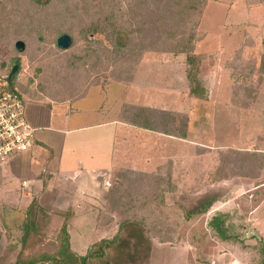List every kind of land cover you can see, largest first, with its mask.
<instances>
[{
  "label": "rangeland",
  "instance_id": "obj_1",
  "mask_svg": "<svg viewBox=\"0 0 264 264\" xmlns=\"http://www.w3.org/2000/svg\"><path fill=\"white\" fill-rule=\"evenodd\" d=\"M252 1L0 0V77L19 60L21 80L51 87L52 98L101 94L123 121L151 115L157 129L186 134L121 131V144L131 142L121 146L99 228L77 224L75 250L124 223L112 263L262 264L264 27ZM62 34L73 40L67 50L56 46ZM212 199L206 214L186 217ZM216 215L230 240L208 226ZM37 223L25 260L53 254L61 239L63 214L40 213ZM13 251L0 264H15Z\"/></svg>",
  "mask_w": 264,
  "mask_h": 264
},
{
  "label": "crops",
  "instance_id": "obj_2",
  "mask_svg": "<svg viewBox=\"0 0 264 264\" xmlns=\"http://www.w3.org/2000/svg\"><path fill=\"white\" fill-rule=\"evenodd\" d=\"M251 6L260 16L258 24L264 27V0H253ZM21 79L17 74L13 87L24 101L28 123L35 129L34 145L28 153L0 162V260L13 250L18 253L20 229L31 205L34 211L41 209L48 215L73 213L72 221L67 222L70 248L83 255L87 245L75 250L71 230L89 222L96 227V234L110 181L125 160L121 159V146L131 142L127 138L121 144V131L131 137L149 130L121 120L111 105L113 100L101 94L89 102L87 94L52 98L51 87ZM94 239L93 243L103 238Z\"/></svg>",
  "mask_w": 264,
  "mask_h": 264
},
{
  "label": "trees",
  "instance_id": "obj_3",
  "mask_svg": "<svg viewBox=\"0 0 264 264\" xmlns=\"http://www.w3.org/2000/svg\"><path fill=\"white\" fill-rule=\"evenodd\" d=\"M33 1L35 3H37L38 5H42L43 3H45V2H42V0H33ZM193 39H194V36H193V38L192 37L189 38L187 41L193 42ZM117 42L121 43L120 37L117 38ZM72 43H73V40H72ZM14 47H15V45H14ZM179 51L181 54H188L187 50H181L180 49ZM172 52L174 53L175 51L173 50ZM188 55L189 56H187V60L189 63L187 65L191 64L190 63V61H191L190 57L191 56H190V54H188ZM15 64L17 65L18 68H17L16 73L13 75V77L10 80V85L12 87L14 86L15 79L17 77V74L19 73V69H20L19 60H16ZM186 78H187L188 83H189L190 93L194 94L196 90L192 86V78H191L190 74H187ZM141 111H143L142 113L144 114L145 109H141ZM142 119L145 122H142ZM124 120H126V122L129 123L130 125H133V126L138 127V128L146 129L149 131H155V132H158V130H159V129H157V127H155V126H158V124H157L158 121L155 120L153 118V116H151V115L147 116L145 114L142 115V114L138 113V114H135L130 121L127 119H124ZM159 131L162 134L169 135V136H175L177 138H183L184 139L186 136L185 133H181L179 135H174V134H171V132L169 130H165V129H163V130L160 129ZM215 202L216 201L212 199V200H209V201L201 204L199 209H195L190 214H188L186 217L190 218V215L194 216V215L206 214ZM40 213H44V212L41 209L40 210L37 209L34 211V208L32 207V205L28 208V210L26 212L27 218H26L25 222L23 223V225L21 226V229H20V232H21V237H20V241H19L20 246L19 247L17 246L19 251H18V255L16 257L15 264H95V263H97V264H117L115 262L112 263L111 260H109L110 258L107 257V253L117 243L119 231L123 227L124 223H120L117 226L118 230H117L116 234L114 236H112V238L100 239V240L92 243L91 246H89L88 249L86 250L85 254L78 255V254L74 253L70 248L69 234H68V230H67V220H68L67 212L66 213H58V214H63V223H62V226H61V229L59 232V234L61 235V239L59 240V242L57 244L58 245L57 250L53 254L44 253L39 257L30 258V260H25L26 258L23 256V250L25 249V247L27 245L30 244V241H29L30 239L32 240L33 237L38 236L37 219H38V216ZM208 226L219 236V238L222 241H228L231 239V237L227 236V234H226L225 220L222 218L221 215L214 216L211 219V221L208 223ZM144 239L146 241V238L143 237V240ZM260 253L262 256V264H264V244L263 243H261V246H260Z\"/></svg>",
  "mask_w": 264,
  "mask_h": 264
},
{
  "label": "built area",
  "instance_id": "obj_4",
  "mask_svg": "<svg viewBox=\"0 0 264 264\" xmlns=\"http://www.w3.org/2000/svg\"><path fill=\"white\" fill-rule=\"evenodd\" d=\"M34 135L20 93L7 77H0V162L28 153L34 145Z\"/></svg>",
  "mask_w": 264,
  "mask_h": 264
},
{
  "label": "water",
  "instance_id": "obj_5",
  "mask_svg": "<svg viewBox=\"0 0 264 264\" xmlns=\"http://www.w3.org/2000/svg\"><path fill=\"white\" fill-rule=\"evenodd\" d=\"M72 45V39L69 35L67 34H63L61 36H59L56 40V46L57 48L61 49V50H67L71 47ZM15 49L19 52H22L25 49V45L23 44V42L21 41H17L15 43ZM17 65H13L8 76H7V80L10 81L11 78L13 77V75L16 73L17 71Z\"/></svg>",
  "mask_w": 264,
  "mask_h": 264
}]
</instances>
